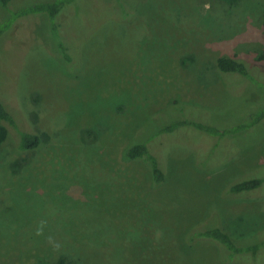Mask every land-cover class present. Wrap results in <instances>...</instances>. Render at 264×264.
Segmentation results:
<instances>
[{
	"label": "rangeland",
	"instance_id": "374dc122",
	"mask_svg": "<svg viewBox=\"0 0 264 264\" xmlns=\"http://www.w3.org/2000/svg\"><path fill=\"white\" fill-rule=\"evenodd\" d=\"M15 18L0 98L42 143L0 147V264H264V0H69ZM223 56L248 77L216 70ZM187 121L236 132L160 133ZM135 138L162 184L124 157ZM216 227L240 249L202 236Z\"/></svg>",
	"mask_w": 264,
	"mask_h": 264
},
{
	"label": "trees",
	"instance_id": "16d2710c",
	"mask_svg": "<svg viewBox=\"0 0 264 264\" xmlns=\"http://www.w3.org/2000/svg\"><path fill=\"white\" fill-rule=\"evenodd\" d=\"M11 0H0V26L4 22L5 18L10 16V14H14L16 17L15 19H25L30 15L33 14H46L48 18H56L59 17L60 14L63 12L65 6L68 5L69 0H59L57 2H41L39 4H33L26 7H22L20 10L16 8L10 7ZM16 9V10H14ZM59 23L57 24V26ZM8 29H1L0 27V46L1 43L3 44V40L5 38V33ZM66 59V63H71L72 58H70L66 52V48L61 46ZM257 58V60H262L264 58ZM188 60L193 61V58H186L183 59L182 63L185 64ZM216 70L223 72V73H234L239 74L242 77H248V69L245 66L244 62L238 61L237 58L223 56L220 57L217 61ZM18 109L14 106L6 105L4 101L0 98V147H3L7 144L8 141H12V138L15 139L12 141L17 151L20 153H32L36 151L42 141L38 134L31 130V126L25 122L21 121L20 114L18 113ZM192 126L194 129L204 132L208 135H215V136H226L228 134L235 133L236 130H220L215 127L206 126L202 123H195L189 122L187 123H178L176 125L164 127L160 133H170L174 129L180 126ZM159 133V134H160ZM94 135L90 138L92 140ZM124 157L126 160L134 161V160H142L144 161L149 169L151 180L153 185H160L162 184L165 179V173L161 167L159 157L150 150V144L148 142H140L137 138L134 139L133 144L128 146V148L124 151ZM260 185V181L257 179L249 180V181H241L236 182L230 186L231 190L230 193L239 194L244 191L252 190ZM202 236L206 238H210L216 240L217 242L223 244L224 246L228 247L232 251H238L235 247L234 243L232 242L231 238L220 228L216 227L210 229L202 234ZM46 264H73L71 263L68 256L64 255L57 259V261L46 263Z\"/></svg>",
	"mask_w": 264,
	"mask_h": 264
}]
</instances>
